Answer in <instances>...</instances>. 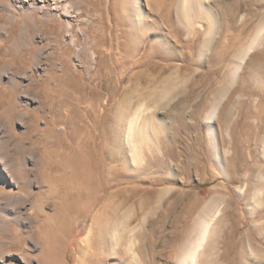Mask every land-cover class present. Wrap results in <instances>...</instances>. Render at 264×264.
<instances>
[{
    "label": "rangeland",
    "instance_id": "374dc122",
    "mask_svg": "<svg viewBox=\"0 0 264 264\" xmlns=\"http://www.w3.org/2000/svg\"><path fill=\"white\" fill-rule=\"evenodd\" d=\"M204 2L0 0V264H264V0Z\"/></svg>",
    "mask_w": 264,
    "mask_h": 264
},
{
    "label": "bare ground",
    "instance_id": "6f19581e",
    "mask_svg": "<svg viewBox=\"0 0 264 264\" xmlns=\"http://www.w3.org/2000/svg\"><path fill=\"white\" fill-rule=\"evenodd\" d=\"M199 1H201L203 4H205L206 5V3L204 2V0H199ZM263 16H264V13H263ZM263 28V27H262ZM259 34L257 33V34H255V38H256V36H258ZM211 42V40L209 39L208 41H206L205 43L206 44H208V43H210ZM251 46H252V44L246 49V52L245 53H243L244 55L248 52V51H250V48H251ZM176 94H178V88L177 87H175V86H166V88L164 87V89L161 91V93H159L158 91L157 92H155V96H154V98H153V106L154 107H156V105H162V104H167L168 102H170V100H172L173 98H174V96L176 95ZM168 98V99H167ZM139 109H141V108H137V109H135V111L133 112V115L130 117V127L128 128L129 129V131L131 130L132 131V129H133V124H135L136 122H135V118L137 117V115L140 113L139 112ZM137 119V118H136ZM132 136V135H131ZM85 194V193H84ZM83 194V195H84ZM123 220V219H122ZM124 221V220H123ZM119 222V221H118ZM120 222H122V221H120ZM120 222H119V224H120ZM113 223V222H112ZM106 224V223H105ZM116 224V223H115ZM122 224V223H121ZM209 221L207 220V221H203L202 223H201V225H200V228H199V232H198V236H197V239H196V241L193 243V244H191L190 246H188L184 251H183V253L180 255V257H179V264H197V262H196V260H197V253H198V249L201 247V245L203 244V242L206 240L205 238L207 237V235H208V226H209ZM61 225V224H60ZM59 225V226H60ZM97 225H99V224H97ZM116 226H117V224H116ZM121 226V225H120ZM58 227V226H57ZM62 227V225L59 227V228H57L58 230H61L60 228ZM96 227V226H95ZM119 227V226H118ZM104 228V227H103ZM107 228H109L108 226H106L105 227V229H104V231H102V235L105 237V234H106V231H107ZM111 228H112V226H111ZM101 229V228H100ZM55 230V229H54ZM109 230H111V229H109ZM117 229L116 228H114V225H113V228H112V232L114 233V234H116V231ZM61 232H62V230H61ZM112 232H111V234H112ZM57 233V232H56ZM58 233L59 234H61L60 233V231H58ZM63 233V232H62ZM99 233V232H98ZM59 234H56V235H54V236H57V235H59ZM61 235H63V234H61ZM100 235V237H101V233L99 234ZM98 235V236H99ZM60 236V235H59ZM91 236V229L89 230V232L87 233V237L86 238H91L90 237ZM112 236V235H111ZM113 236H115V235H113ZM84 237V236H83ZM82 237V238H83ZM99 237V238H100ZM58 238H60V237H58ZM58 238H54V239H56V240H53V242L54 241H59L60 239H58ZM101 238H103V237H101ZM52 239V238H51ZM95 239V238H94ZM99 241V240H98ZM55 242V243H56ZM60 242V241H59ZM58 243V242H57ZM110 243V242H109ZM107 249V248H106ZM61 252V251H60ZM53 255H54V253H53ZM114 255V254H113ZM91 256H94V257H91ZM108 256V255H107ZM52 257V256H51ZM84 259H83V263H81V264H101V261H102V258L100 257H97L96 256V252H95V249H94V247H92V245H88L87 246V248H86V250H85V254H84V257H83ZM52 262V261H51ZM79 264H80V262H79Z\"/></svg>",
    "mask_w": 264,
    "mask_h": 264
}]
</instances>
